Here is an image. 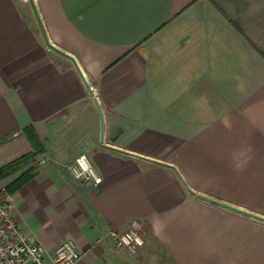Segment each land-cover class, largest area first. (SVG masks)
<instances>
[{
    "label": "crops",
    "instance_id": "obj_1",
    "mask_svg": "<svg viewBox=\"0 0 264 264\" xmlns=\"http://www.w3.org/2000/svg\"><path fill=\"white\" fill-rule=\"evenodd\" d=\"M0 0V166L45 151L35 173L0 178L24 232L78 264H264V0ZM85 153L99 184L65 167ZM37 159V160H38ZM139 220L136 253L110 230ZM2 264V263H0Z\"/></svg>",
    "mask_w": 264,
    "mask_h": 264
},
{
    "label": "built area",
    "instance_id": "obj_2",
    "mask_svg": "<svg viewBox=\"0 0 264 264\" xmlns=\"http://www.w3.org/2000/svg\"><path fill=\"white\" fill-rule=\"evenodd\" d=\"M84 159H81V158ZM42 162L43 158H39ZM79 161V163H78ZM65 167L71 174L86 184L97 185L102 177L97 173L88 156L80 153L74 161L65 163ZM88 169V171H85ZM78 179V178H77ZM14 201L6 193L5 187L0 184V263L2 264H78L81 252L77 249L74 241L64 240L47 259L42 244L33 237L27 235L20 227L17 217L14 214ZM141 225L140 229L133 228V222ZM123 230H110L109 235L116 246L126 248L130 253H136L146 243L147 230L139 220H134ZM142 244L136 242V238ZM123 240H127L124 243Z\"/></svg>",
    "mask_w": 264,
    "mask_h": 264
},
{
    "label": "water",
    "instance_id": "obj_3",
    "mask_svg": "<svg viewBox=\"0 0 264 264\" xmlns=\"http://www.w3.org/2000/svg\"><path fill=\"white\" fill-rule=\"evenodd\" d=\"M31 7H32V10H33V13L35 15V18L37 20V23L39 25V28L41 30V33H42V36L44 38V41L46 43V45L48 46V48H50L51 50H54L56 51L57 53L61 54L62 56L66 57L67 59H69L73 65V67L75 68L76 72L78 73L79 77L81 78L88 94L91 96L92 98V101L97 109V112L99 114V117H100V140L105 144V145H108L104 139H105V115H104V111H103V107L101 105V102L98 98V96L96 95V92H95V88L90 84L85 72L83 71L82 67L80 66L78 60L76 59V57L65 51L64 49L56 46L49 38L47 32H46V29L44 27V24H43V21L41 19V16H40V13L37 9V6H36V3H35V0H28ZM197 195L203 199H206L208 201H211V202H214L216 204H219V205H222L224 207H227V208H230L232 210H235L237 212H240V213H243V214H246V215H249V216H252L256 219H259L261 221H264V216L262 215H259L257 213H254L252 211H249V210H245V209H241L240 207H237L235 205H232L230 203H227L225 201H222L218 198H215V197H212L210 195H206L204 193H197Z\"/></svg>",
    "mask_w": 264,
    "mask_h": 264
},
{
    "label": "trees",
    "instance_id": "obj_4",
    "mask_svg": "<svg viewBox=\"0 0 264 264\" xmlns=\"http://www.w3.org/2000/svg\"><path fill=\"white\" fill-rule=\"evenodd\" d=\"M24 131L31 143L32 150L4 165H1L0 178L23 169H25L24 178H28L35 173L38 156L44 153L45 148L42 141L36 136L31 127L25 128Z\"/></svg>",
    "mask_w": 264,
    "mask_h": 264
},
{
    "label": "clouds",
    "instance_id": "obj_5",
    "mask_svg": "<svg viewBox=\"0 0 264 264\" xmlns=\"http://www.w3.org/2000/svg\"><path fill=\"white\" fill-rule=\"evenodd\" d=\"M81 159H84L83 157L81 158ZM78 163H79V161H78ZM85 171H88V169H85ZM77 178L79 179V178H81L80 176H77ZM133 228L134 229H137V230H139L140 229V227H141V225H139L138 223H136L135 221L133 222ZM123 242L124 243H127L128 241L127 240H123ZM136 242L138 243V244H142V241L139 239V237H137L136 238Z\"/></svg>",
    "mask_w": 264,
    "mask_h": 264
}]
</instances>
